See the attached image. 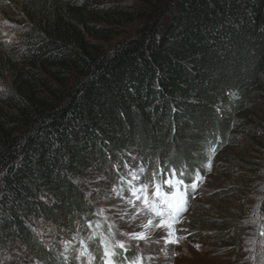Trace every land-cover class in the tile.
I'll use <instances>...</instances> for the list:
<instances>
[{"label":"trees","instance_id":"obj_1","mask_svg":"<svg viewBox=\"0 0 264 264\" xmlns=\"http://www.w3.org/2000/svg\"><path fill=\"white\" fill-rule=\"evenodd\" d=\"M20 9L22 46H0V77L12 84L0 93V249L22 243L41 264H64L31 223L73 229L88 219L89 169L119 184L114 166L137 155L158 176L197 182L229 130L223 107L264 89V0H163L111 50L126 23L145 19L133 3L22 0ZM185 190L183 209L193 186ZM88 248L104 264L96 239Z\"/></svg>","mask_w":264,"mask_h":264},{"label":"rangeland","instance_id":"obj_2","mask_svg":"<svg viewBox=\"0 0 264 264\" xmlns=\"http://www.w3.org/2000/svg\"><path fill=\"white\" fill-rule=\"evenodd\" d=\"M21 1L0 0V46L6 49L21 47L24 42V28L19 23ZM119 1L135 4L145 19L126 23L105 44L108 50L136 36L163 2ZM11 88V80L0 77V93ZM230 99L236 100V95ZM231 105L223 107L231 113L229 130L208 152L207 163L179 215L171 217L167 208L158 204L157 186L160 192L165 189L170 194L173 189L165 180H172L180 198L193 186L194 178L179 184L174 171L158 176L153 160L135 155L134 160L114 166L119 184L102 171L89 169L80 183L92 208L90 217L73 229L32 221L37 242L55 251L64 264H95L88 248L94 239L104 264H117L116 253L121 264L138 258L141 264H264V89ZM161 221L173 224L175 233L170 239L176 243L165 241L169 230L158 228ZM106 251L113 254L106 256ZM0 264L41 263L33 258L29 246L18 243L12 251L0 249Z\"/></svg>","mask_w":264,"mask_h":264},{"label":"snow or ice","instance_id":"obj_3","mask_svg":"<svg viewBox=\"0 0 264 264\" xmlns=\"http://www.w3.org/2000/svg\"><path fill=\"white\" fill-rule=\"evenodd\" d=\"M178 183H179V184H183L184 181L181 180V181H178ZM165 184H166L169 188H172V189H173V191L170 193V195H171L172 197H175V196H176V191H175V189H176V184H173L172 180H170V179H166V180H165ZM195 186H196V184H195V182H194V183H193V187H195ZM155 195H157V196H160V195H161V193H160V189H159V186H157V189H156ZM144 202H145V204H148V203H149V201H148L147 199H145ZM177 210H181L179 205H177ZM150 223H151V221H149V224H150ZM158 228H161V229H163V228H167V229L169 230V232H168V233L166 234V236H165V241H166V242H168V243H176V242H177L175 239H170V237H173V236H174V233H175V230L173 229V224H172V223H169L168 221H161L160 224L158 225ZM141 238H142V237H141ZM119 247H120L121 249H124V248H125V246H124L123 243H120V244H119ZM112 254H113V253L110 252V251H106V253H105L106 256H108V255H112ZM130 264H141V262H140V260H139V258H138V259L135 260V261H131Z\"/></svg>","mask_w":264,"mask_h":264}]
</instances>
